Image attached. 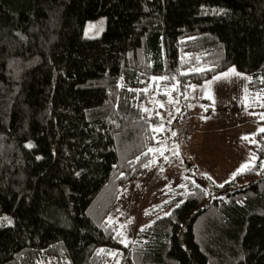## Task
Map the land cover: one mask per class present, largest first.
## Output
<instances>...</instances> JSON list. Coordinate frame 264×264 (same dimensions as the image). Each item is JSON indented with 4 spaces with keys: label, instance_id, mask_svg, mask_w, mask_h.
<instances>
[{
    "label": "trees",
    "instance_id": "16d2710c",
    "mask_svg": "<svg viewBox=\"0 0 264 264\" xmlns=\"http://www.w3.org/2000/svg\"><path fill=\"white\" fill-rule=\"evenodd\" d=\"M231 66L264 121V0H0V264H264L260 131L223 188L190 161L148 207L121 206L143 164L191 145L189 125L171 134L189 85ZM158 141L168 161L142 155Z\"/></svg>",
    "mask_w": 264,
    "mask_h": 264
},
{
    "label": "rangeland",
    "instance_id": "374dc122",
    "mask_svg": "<svg viewBox=\"0 0 264 264\" xmlns=\"http://www.w3.org/2000/svg\"><path fill=\"white\" fill-rule=\"evenodd\" d=\"M105 27V15L99 16L87 21L85 35L97 37L102 34ZM233 67L241 76L230 75L228 78L213 81L207 91L205 89L208 88V81H212L213 77L202 84H195L197 86L195 91L191 88L187 96L190 101L191 114H177V122L181 121L173 128L179 136H184L183 127L189 125L191 145L185 153L184 148H181L177 160L173 154H170L167 166L161 167L156 160L147 178H140L131 185L127 193L125 192L126 196L121 203L122 209L132 213L140 208L148 207L153 201L151 193L177 184V177L185 170L181 168L191 165L190 161L197 163L200 169L207 172L208 176H211L218 184L231 179L232 173L242 164L249 163V139L253 132L264 127V121L258 120L256 116L258 112L250 109L248 79L245 78L248 75L238 70L236 66H231L223 72ZM208 95L213 97L210 113L205 112L208 106ZM169 99L162 104L171 109L172 106L177 105V100L171 97L173 103H168ZM250 113L255 114L256 118L254 119ZM201 117L208 118L202 119ZM243 136H248L249 139L244 140ZM162 146L160 143L156 149L162 151ZM146 188L152 189L149 194H146Z\"/></svg>",
    "mask_w": 264,
    "mask_h": 264
},
{
    "label": "snow or ice",
    "instance_id": "6c2138e0",
    "mask_svg": "<svg viewBox=\"0 0 264 264\" xmlns=\"http://www.w3.org/2000/svg\"><path fill=\"white\" fill-rule=\"evenodd\" d=\"M217 11H219V10H217ZM101 23H102V22H101ZM90 27H95V26H90ZM100 30L102 31V28H101ZM209 70H210V69H209ZM195 71H205V69H199V68H198V69H195ZM230 75L241 76V74H240L239 72H237V70L233 67V68L229 69V70L226 71V72H222V73H220V74L214 76L212 81H208V88H206L205 90L207 91L208 89H210L211 84H212L213 81H219V80H221V79L228 78ZM245 78H246V79H249V80L251 79L250 77H245ZM152 79H153V80H156V79H161V80H163V79H168V77H159V78H157V77H153ZM261 82L264 83V79H262ZM189 87H191V88L193 89V91H195V89H196L197 86H196V85H189ZM144 91L146 92L147 89H144ZM245 91H247V89H245ZM166 94H167V95H170V93H166ZM258 96H259V94H258ZM185 98H186V97H185ZM202 98H203V97H202ZM207 98H208L209 100H212V99H213V97H212L211 95H208ZM213 102H214V101H213ZM168 103H173V100L170 98L169 101H168ZM177 103H178V101H177ZM160 107H164V105H163V104H160ZM260 107H264V104H261ZM144 111H145V112H148L149 110H148L147 108H145ZM205 111H207V108H205ZM250 114H252V113H250ZM157 115H159V114L157 113ZM259 115H260V119H261V120H264V113H260ZM201 118H202V119H207L208 117H201ZM169 122H170V121H169ZM163 130H164V126H163L162 124H161V125H158L157 127H155V128L152 129V131H154V132H161V131H163ZM259 131H260L261 133H264V127H261V128L259 129ZM175 135H176V133H175V132H172V136H175ZM242 139H244V140H248L249 137H248V136H243ZM251 142L255 143L256 141L253 139ZM158 143H160V142L158 141ZM26 147H28V148H33L34 145L31 144V143H29V144L26 145ZM154 152H159V153H160V156H162V157L164 158L165 161H168V157H167V156H164V152L161 151L160 149L149 148V149H148V152H146V153H142V155L147 156L148 153H154ZM173 155H177V156H179L178 146H177V150L173 151ZM38 158H39V157H38ZM140 158H141L140 156H137V157H136L137 161H139ZM253 159H255V157H253ZM155 163H156V160L153 159V160L149 161L148 163L143 164V167H145V168H151V166H152L153 164H155ZM262 165H264V161H262ZM162 170H163V169H162ZM245 170L251 171V167H250V164H249V163H244V164H242L241 167H240L239 169H237L234 173H232V179H235V177H236L237 175L242 174ZM205 175H206V174H205ZM207 178H208L209 180H212V177H211V176H208ZM225 183H230V181H225ZM181 187H184V185H181ZM197 187H199V185H197ZM218 187L223 188L224 185H223V184H220V185H218ZM206 194H207V193H206ZM166 203H168V202L166 201ZM182 203H183V201L178 202V203L175 205V207H176V208H179V207L181 206ZM145 214L148 215L149 213L146 212ZM165 215H167V216H171V215H172V212H170V211H169V212H166ZM112 220H113V218H112V217H109V221L111 222ZM4 221H6L7 224H9V225L12 224V220H11V218L5 216V217H0V226H3V222H4ZM131 222H132V221L130 220L128 223L130 224ZM120 227H121V228H124V227H126V225L121 224ZM146 227H150V225H146V226L141 227L140 231H144ZM117 236L121 237V239H120V243L124 244V246L127 247L129 242L127 241V238L123 236V233L120 232V231H117ZM101 251H103V249H101ZM110 254H111L112 256H117V255H118V253H116V252H112V253H110ZM118 264H119V262H118Z\"/></svg>",
    "mask_w": 264,
    "mask_h": 264
}]
</instances>
